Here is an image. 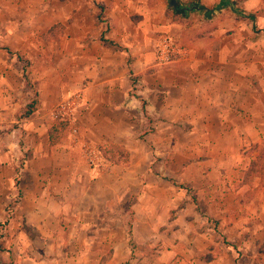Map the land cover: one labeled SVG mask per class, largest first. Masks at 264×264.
Wrapping results in <instances>:
<instances>
[{
  "label": "crops",
  "instance_id": "obj_1",
  "mask_svg": "<svg viewBox=\"0 0 264 264\" xmlns=\"http://www.w3.org/2000/svg\"><path fill=\"white\" fill-rule=\"evenodd\" d=\"M179 1L193 9L35 0L34 36L0 27V264H264V184L250 188L245 152L264 123L246 19L263 0ZM166 36L187 53L160 66ZM77 93L87 139L127 163L92 169L66 130L51 141L53 108Z\"/></svg>",
  "mask_w": 264,
  "mask_h": 264
},
{
  "label": "rangeland",
  "instance_id": "obj_2",
  "mask_svg": "<svg viewBox=\"0 0 264 264\" xmlns=\"http://www.w3.org/2000/svg\"><path fill=\"white\" fill-rule=\"evenodd\" d=\"M35 0H0V5H5L7 4L10 8L12 9V12H7L6 13V20H3L2 18L0 19V27L3 26L4 24L7 25V27H13L12 30L14 31L15 29L17 30H23L25 33L24 39L26 38H31L34 36L32 33V30L35 26L32 24V6L34 4ZM264 0L263 4L261 5V8L256 12L252 13L251 16L253 18H249L247 16L246 19L250 23L253 24V30L255 32V37L259 42V39H262V43L258 45V49H260L263 52V58L262 61H259L258 64L260 67L257 69V74H256V80L253 82L254 85L257 86L260 85L264 91ZM15 28V29H14ZM8 32L4 31L3 29H0V36H5L8 37ZM36 34V33H35ZM37 35V34H36ZM21 39L22 37H12L13 39ZM256 40V41H257ZM20 62H22L23 67L28 69L29 67V61L26 60L25 58H21L19 56ZM262 118L264 120V110L262 112ZM262 136L261 140L257 141L256 143H252L250 145L249 150H246L247 147H244V150H246V154H248L250 158V165H249V170H248V175L247 177L252 178L253 180L250 188L254 187V179L259 178L261 183L264 180V123L260 126ZM260 161V162H259ZM259 163L258 167H255L256 164ZM254 168V169H253ZM253 169V172H252ZM263 176V178H262ZM248 178V179H249ZM264 184V181L263 183ZM252 192V189L249 190V194Z\"/></svg>",
  "mask_w": 264,
  "mask_h": 264
},
{
  "label": "built area",
  "instance_id": "obj_3",
  "mask_svg": "<svg viewBox=\"0 0 264 264\" xmlns=\"http://www.w3.org/2000/svg\"><path fill=\"white\" fill-rule=\"evenodd\" d=\"M157 62L167 66L183 59L187 48L180 45L171 36L161 38L157 43ZM85 104L82 93H77L66 101L59 103L51 112L52 119L66 123V132L73 148H77L81 158L92 169H99L106 161L97 145L89 141L77 119V112Z\"/></svg>",
  "mask_w": 264,
  "mask_h": 264
},
{
  "label": "trees",
  "instance_id": "obj_4",
  "mask_svg": "<svg viewBox=\"0 0 264 264\" xmlns=\"http://www.w3.org/2000/svg\"><path fill=\"white\" fill-rule=\"evenodd\" d=\"M169 3L171 0H168ZM177 7H171L175 13L179 14H186L187 10L193 8H185L179 0H177ZM198 9V7H196ZM249 18H253L251 15L248 16ZM64 32V26L62 24L54 25L47 33H45L42 37L43 39L49 40L54 37H57ZM25 79L27 80V76L25 75ZM37 100H33L31 104L28 105L27 110L25 111V115H30L36 110ZM66 129V123L63 121H56L55 126L50 130V138L52 142L57 141L58 134H61ZM104 158L112 164H120L121 162H128V154L125 149L119 146H111L108 148H101ZM260 162V161H259ZM259 163L256 164L255 167H258ZM254 169V168H253ZM252 169V172H253ZM263 178V176H262ZM264 181V180H263ZM262 181V183H263ZM261 183V184H262Z\"/></svg>",
  "mask_w": 264,
  "mask_h": 264
},
{
  "label": "water",
  "instance_id": "obj_5",
  "mask_svg": "<svg viewBox=\"0 0 264 264\" xmlns=\"http://www.w3.org/2000/svg\"><path fill=\"white\" fill-rule=\"evenodd\" d=\"M177 4H178V3H177V0H171V1H170V6H171V7H177Z\"/></svg>",
  "mask_w": 264,
  "mask_h": 264
}]
</instances>
